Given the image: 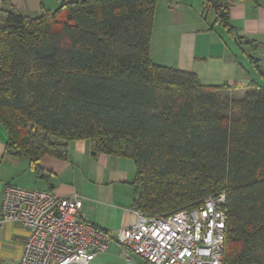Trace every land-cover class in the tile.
<instances>
[{
	"label": "trees",
	"instance_id": "trees-1",
	"mask_svg": "<svg viewBox=\"0 0 264 264\" xmlns=\"http://www.w3.org/2000/svg\"><path fill=\"white\" fill-rule=\"evenodd\" d=\"M5 2L0 124L8 152L41 175L42 156L66 159L71 141L87 140L94 156L133 162V207L149 215L224 191L223 264H264V86L250 83L228 99L235 85H203L153 62L157 0H69L38 16ZM228 9L215 7V21L233 32ZM256 71L264 78L259 64Z\"/></svg>",
	"mask_w": 264,
	"mask_h": 264
},
{
	"label": "crops",
	"instance_id": "crops-1",
	"mask_svg": "<svg viewBox=\"0 0 264 264\" xmlns=\"http://www.w3.org/2000/svg\"><path fill=\"white\" fill-rule=\"evenodd\" d=\"M11 5L15 4L9 2L8 8ZM41 9L46 10L43 4ZM227 19L233 32L216 22L214 11L204 10L199 0H157L149 48L151 60L190 71L207 86L228 84L241 90L250 83L260 84L264 78L256 71V64L264 68V0H234ZM245 40L259 45L252 48L243 43ZM251 56L257 63L251 61ZM7 141V132L0 124V205L5 185L12 183L51 190L59 197L79 194L81 214L105 231L135 223V171L131 160L108 154L94 156L89 141L78 139L69 143L66 159L42 156L38 166L43 172L38 175L27 157L8 152ZM27 236L28 230L17 223L0 225V264H18ZM100 255L101 264H117V256H121V264L133 259L116 241L110 242L107 250L97 256Z\"/></svg>",
	"mask_w": 264,
	"mask_h": 264
},
{
	"label": "built area",
	"instance_id": "built-area-1",
	"mask_svg": "<svg viewBox=\"0 0 264 264\" xmlns=\"http://www.w3.org/2000/svg\"><path fill=\"white\" fill-rule=\"evenodd\" d=\"M234 0H202L204 10ZM224 191L206 196L192 208L166 215L135 210V223L104 231L81 214L77 193L56 196L51 190L5 185L0 225L17 223L28 230L18 264H89L116 241L145 264H223L226 214Z\"/></svg>",
	"mask_w": 264,
	"mask_h": 264
},
{
	"label": "rangeland",
	"instance_id": "rangeland-1",
	"mask_svg": "<svg viewBox=\"0 0 264 264\" xmlns=\"http://www.w3.org/2000/svg\"><path fill=\"white\" fill-rule=\"evenodd\" d=\"M1 1V0H0ZM58 0H6V2L4 4H2V6H4L5 8H8V4L9 2H12L13 4L16 5V7L18 8V10H20L22 13L29 15V16H38L39 14H41V8H42V4L43 6L48 9V10H54L55 8H57L60 4L57 3ZM60 1H69V0H60ZM200 3L202 2V0H199ZM42 3V4H41ZM1 6V3H0ZM40 10V11H39ZM38 11V13H37ZM213 14V12H211ZM211 14V15H212ZM260 84L262 86H264V80L260 81ZM245 89H241V90H237V89H231V90H227L226 93L223 94V96L225 98L228 99H237V98H241L244 94ZM122 251H124L126 253V255H128V258H133L131 259L129 262V264H145L143 263L136 254L132 253V252H127L125 250L122 249ZM102 255L97 256L96 259L92 260V262L90 264H101L99 261V258H101ZM121 256H117L114 261L117 264H121ZM77 264V263H74Z\"/></svg>",
	"mask_w": 264,
	"mask_h": 264
}]
</instances>
